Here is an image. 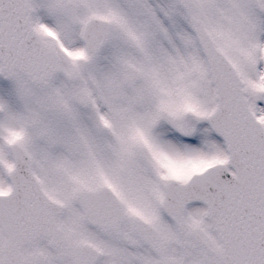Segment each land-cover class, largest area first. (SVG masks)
I'll return each mask as SVG.
<instances>
[{
  "label": "snow or ice",
  "instance_id": "obj_1",
  "mask_svg": "<svg viewBox=\"0 0 264 264\" xmlns=\"http://www.w3.org/2000/svg\"><path fill=\"white\" fill-rule=\"evenodd\" d=\"M0 264H264V0H0Z\"/></svg>",
  "mask_w": 264,
  "mask_h": 264
}]
</instances>
